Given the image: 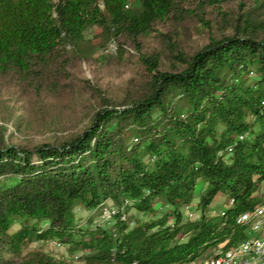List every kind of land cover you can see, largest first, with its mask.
Segmentation results:
<instances>
[{"label": "trees", "instance_id": "obj_1", "mask_svg": "<svg viewBox=\"0 0 264 264\" xmlns=\"http://www.w3.org/2000/svg\"><path fill=\"white\" fill-rule=\"evenodd\" d=\"M235 1L0 0V81H45L70 52L90 59L112 42L135 46L148 74L69 139H0V264H190L246 237L237 218L264 200V18L215 29L203 16ZM195 16L203 46L170 32L140 50L158 21L179 31Z\"/></svg>", "mask_w": 264, "mask_h": 264}, {"label": "rangeland", "instance_id": "obj_2", "mask_svg": "<svg viewBox=\"0 0 264 264\" xmlns=\"http://www.w3.org/2000/svg\"><path fill=\"white\" fill-rule=\"evenodd\" d=\"M187 7L194 8L193 5ZM246 13L264 18V7L257 0L235 1L218 8L207 7L203 16L216 29L217 26L224 27L226 22L244 18ZM195 18L187 19L179 31L169 19L158 21L152 32L140 38V50L162 49L166 44L161 41L159 33L171 32L186 51L193 52L208 42V32H204V27ZM87 37H92V33ZM95 41L94 44L98 43ZM147 78L135 46L126 43L120 50L112 42L105 49L94 48V58L90 59L78 58L70 52L68 63L60 67V72L54 70L45 81L2 80L0 139L28 147L69 139L88 128L96 110L106 106L107 101L121 103L127 95L140 91ZM225 203L223 197L218 198L213 204V212L221 210ZM93 213L94 210L85 209L79 212L83 217ZM96 214L97 221L109 220L107 208H104V214ZM43 248L55 255L67 251L56 242L43 244Z\"/></svg>", "mask_w": 264, "mask_h": 264}, {"label": "bare ground", "instance_id": "obj_3", "mask_svg": "<svg viewBox=\"0 0 264 264\" xmlns=\"http://www.w3.org/2000/svg\"><path fill=\"white\" fill-rule=\"evenodd\" d=\"M254 208H259L260 213L248 215L247 210L242 212L237 218V222L245 227V231L252 229L255 224H264V200ZM257 241H261V249H264V230L251 232L250 235H247L232 248H224L222 246L214 248L215 250L212 253H215V260H222L223 264H233V262L234 264H260V262H264V250L259 251V248H248L247 252H245L246 243H255ZM236 254L241 255L236 256ZM258 255L259 257H254ZM197 262L198 259L193 260L191 263ZM222 262L214 261L213 263V258H206L202 264H222Z\"/></svg>", "mask_w": 264, "mask_h": 264}, {"label": "built area", "instance_id": "obj_4", "mask_svg": "<svg viewBox=\"0 0 264 264\" xmlns=\"http://www.w3.org/2000/svg\"><path fill=\"white\" fill-rule=\"evenodd\" d=\"M253 213H260V209L259 208H253V209L248 210V215L253 214ZM191 215L193 216L194 213H192ZM262 230H264V224L258 223V224L253 225L252 229L245 231V234L247 236V235H250L251 232H259ZM248 248H259V251L264 250V249H261V241H257L255 243H246L245 252H247ZM241 254H236V256H239ZM254 257H259V255L254 256ZM206 258H213V263H214V261H221L222 262V260H215V253H211V254H207V255L199 258L197 263H190V264H202L203 262H205ZM222 264H223V262H222ZM233 264H234V262H233ZM260 264H264V262H260Z\"/></svg>", "mask_w": 264, "mask_h": 264}]
</instances>
